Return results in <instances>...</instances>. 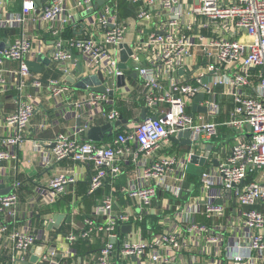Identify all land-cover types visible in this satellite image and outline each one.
Listing matches in <instances>:
<instances>
[{"label": "built area", "instance_id": "1", "mask_svg": "<svg viewBox=\"0 0 264 264\" xmlns=\"http://www.w3.org/2000/svg\"><path fill=\"white\" fill-rule=\"evenodd\" d=\"M16 1L0 0V29L21 27L24 31L29 20L47 22L53 39L48 58L62 64L64 73L69 72L66 65L72 59L71 50L76 49L83 56L87 76L100 71L106 89L111 78L124 75L119 68L118 54L126 44L125 25L116 7L106 3V0L100 6L96 0H19L20 10L10 11L8 6ZM122 1L138 5V20L148 19L151 13L158 18L143 47L150 49V68L139 69L146 89L142 100L149 114L137 125L117 133L109 144L88 140V124L58 133L50 142L49 156L57 161L71 158L80 164H91L93 173L89 179L88 194L119 174L120 160L130 158L137 164L134 174L139 183L123 187L121 192L135 198L141 209H147L160 189L168 190L177 197L183 192L180 186H169L166 179L176 167H183L184 161L171 154L153 158L162 142H168L179 132L188 130L191 148L186 158L189 160L196 154L195 145L217 137L219 127L224 125L233 131L234 140L224 150L217 165L199 173L201 187L206 192L205 202L201 208L197 202L191 204L188 212L220 218L224 217L226 205L216 201H235V215L229 224L230 235L225 238L222 231L229 226L222 223L207 226L192 219L186 224V233L195 239L204 237L205 243L213 246L216 254L219 247L224 246L228 264L264 262V0H198L197 4L190 6L187 14L208 20L213 26V33L209 36L193 34L190 24L181 23L186 13L182 0ZM66 27L79 28L80 35L63 39L61 36ZM194 47L202 53L205 71L211 77L200 74L196 83L169 77V72L181 67ZM41 50L42 44L37 51ZM34 51L35 45L23 33L0 51V84L6 81L1 75L4 62H18L17 69L8 70L17 91L14 100L16 109L3 116L0 166L3 161L16 159V148L23 141L24 130L34 113V105L24 95V88L28 84L35 88L44 87L55 99H61L69 91L68 85L55 79L44 81L28 69L27 56ZM128 58L136 60L138 56L131 50ZM162 73L168 75L165 84L160 80ZM219 85L224 87L223 94L233 100L227 120L207 121L187 111V103L192 101L193 95L202 93L207 97L205 108L208 113L211 116L217 114L216 87ZM102 100H106V93L90 91L82 101L97 108ZM77 105L80 106L79 103ZM161 105H165L164 110L160 109ZM103 114L109 123L119 118L115 106ZM181 139L183 137L178 141ZM3 177L0 167V182H4ZM72 181V176L59 173L39 192L50 204L64 193L66 185ZM17 185L15 183L14 187ZM17 203L18 195L13 189L0 196V242L7 238L11 260L26 263L30 250L37 245L42 246L45 237L17 227ZM98 211L103 219L86 217L78 234L68 233L65 236L72 242L90 239L96 232L106 234L108 240L92 264H114L111 257L115 250L123 256L144 257L148 254V262L139 260L135 264H158L162 261L163 246L180 248L184 245L180 234L166 232L151 243L123 240L116 246V228L120 222L128 221L129 216L112 211L110 196L101 199ZM173 260L174 257L165 259L166 262ZM38 261L39 264H59L53 250L41 251ZM192 262L202 264L196 257Z\"/></svg>", "mask_w": 264, "mask_h": 264}, {"label": "crops", "instance_id": "2", "mask_svg": "<svg viewBox=\"0 0 264 264\" xmlns=\"http://www.w3.org/2000/svg\"><path fill=\"white\" fill-rule=\"evenodd\" d=\"M96 2L100 6L105 0H96ZM182 2L186 13L181 23L190 24V30L193 34L212 35L213 26L208 20L201 16L187 14L190 6L197 4L198 0H182ZM106 3L116 7L118 16L125 25L124 41L138 56V59L127 58L123 62L124 67L120 69L124 73V85L118 86L117 78H111L107 83L108 89L104 92L106 93V100L100 101L97 108H93L82 101L90 92L87 88L74 86L78 80L87 76V73H85L86 64L78 50H71L72 59L66 65L69 68L68 73H64L62 64L52 60L48 64H41L42 69L40 72H33L44 81L55 79L68 85L69 91L63 94L61 99H55L44 87L35 88L28 84L24 88V95L28 96L34 105V113L24 130L23 141L16 148V159L3 161L0 166L4 175V182L2 181L0 184L13 186V191L18 195L16 225L25 232L43 234L45 241H43L42 246H37L42 248V252L53 250L59 264H92L100 249L108 240L106 234L96 232L92 238L86 239L85 242L83 239L70 242L65 236L68 233L78 234L84 227L86 216L96 220L103 219L98 207L104 196H110L112 211L129 216L128 221L120 222L116 228V246L123 240L151 243L162 233L173 232L180 234V239L184 241V245L180 248L169 245L163 246L162 261L158 264H194L192 262L194 257L198 258L202 264L210 262L228 264L224 246H220L216 254L212 250L213 246L205 243L204 237L195 239L186 233V224L191 219L207 226L222 223L227 227L234 218L236 203L231 199L216 201L226 205L224 217L207 218L198 213L191 214L188 212L191 204L197 202L201 208L205 202L206 192L201 187L199 173L203 169L217 165L219 158L224 154V150L234 140L233 131L226 126L219 127L217 137L195 145L194 150L197 155L199 154V157L208 152L203 166L192 163L190 159L186 158L191 146L182 145L183 139L177 143L172 140L162 142L161 147L154 152L153 158L157 159L160 156L171 154L184 161V166L180 165L174 171L169 172L166 179L169 186H180L183 192L177 197L168 190L160 189L150 208L147 209H141L135 198L121 192V188L139 183L134 174L137 164L130 158L124 157L120 160L121 172L109 178L97 191L88 194L89 179L93 173L91 164H80L71 158L57 161L51 155L49 156L50 142L58 133L67 132L74 127L88 124V130L86 131V136H88L90 128L102 127L109 123L103 113L113 106L118 109L119 118L124 119L126 123L117 126H114L115 121L110 123L113 127L111 133L106 135L99 130L94 134L97 139H90L92 142L109 144L118 131L138 124L143 109H145L146 114H149V110L145 108L142 100V94L146 92V89L143 86L139 69L142 67L150 68L151 52L149 48L143 47L144 41L158 23V18L151 13L148 19L138 20L136 17L138 5L136 3H128L122 0H106ZM8 9L18 12L20 1L17 0L11 4ZM205 24L208 26H205ZM48 28L49 24L47 22L29 20L24 27V31L21 27L1 28L0 39H6L8 45L14 38L21 36L23 33L35 45L34 53L28 55L27 60H35L39 53L48 56L51 49L53 39ZM79 35V28L66 27L61 37L67 39ZM40 44H42V50L37 51ZM118 58L120 65V53ZM204 62L202 53L194 47L189 51V55L185 58L182 66L175 68L168 75L169 77L172 76L176 79L196 83L200 74L207 75ZM77 66H80L83 70L79 71ZM17 68L18 62L15 61H6L1 68V75L6 81L5 84H0V134L4 133L3 116L13 113L16 109L14 100L17 91L8 70ZM163 75L160 76V80L165 84L168 75ZM206 77L210 78L211 76L207 75ZM68 82H71V84ZM111 91L112 94L109 93ZM216 92L218 93V113L214 116H211L205 108L206 95H204L203 100L196 102L199 108H205L204 111L192 110L193 99L187 103L186 109L188 112L193 113L195 117L202 116L207 121L223 122L227 120L233 106L232 97L223 94L224 87L222 85L216 87ZM77 103H79V107ZM160 109L164 110L165 105H161ZM208 146H211L210 150L207 149ZM188 164L193 166V170H189ZM59 173L72 176L74 181L68 183L64 193L49 204L45 201V196L43 197L39 191L46 187L47 182L54 175ZM15 183L18 184L16 187H14ZM185 184L186 186H184ZM56 215L64 216L59 225L58 233L56 232L57 227H51L50 229L46 227L47 222ZM67 216L70 218L69 221H67ZM222 233L225 238L229 236L230 226ZM33 250H30L26 263L18 260L12 261L10 243L7 238H3L0 242V264H39L38 257L35 262L31 261ZM147 257V253L144 257L123 256L118 250H115L111 259L114 264H135L139 260L144 263L148 262ZM168 257H174V260L166 262L165 259ZM258 264H264V262L258 261Z\"/></svg>", "mask_w": 264, "mask_h": 264}, {"label": "water", "instance_id": "3", "mask_svg": "<svg viewBox=\"0 0 264 264\" xmlns=\"http://www.w3.org/2000/svg\"><path fill=\"white\" fill-rule=\"evenodd\" d=\"M99 2H101V1H99ZM6 46H7V40L6 39H0V51H2ZM129 54H131V49L125 44L124 48L120 51L121 64L119 65V68L124 67L123 62H125V60L128 58ZM49 61H50V59L48 58V56H46L45 54L39 53L36 56L35 60H27L26 65L30 71L40 72L42 69L41 64H48ZM78 70L82 71L83 69L79 66ZM103 82H104L103 75L99 71L95 75L83 77L82 79L78 80L74 84V86L79 87V88H83V89L87 88L89 91H93V92H103L104 93V92H106V88L103 85ZM69 84H71V82ZM117 85L118 86L124 85V75L117 78ZM109 93L112 94V91ZM192 99L194 101L192 104V110L193 111H204L205 110V108H199L196 104L197 101L204 99V94L196 93L193 95ZM145 116H146V111H145V109H143L141 116H140V120L144 119ZM125 123H126V121L120 117L117 121H115L114 126H117L120 124H125ZM112 128L113 127L110 123H108L102 127H92L88 131V136H86V138L88 140H90V139L96 140L97 138H96V136H94L95 132L101 130L103 134L109 135L111 133ZM188 136H189V131L185 130V131L179 132L177 134V137H171V140L173 142L177 143L178 138L183 137V141L181 142V144L182 145H190V140L188 139ZM207 149L210 150L211 146H208ZM207 155H208V152H206L205 155L202 157H199L197 154H193L190 158V161L192 163H198L200 166H203L204 162H205V157ZM184 186H186V184ZM12 188L13 187L11 185L0 184V196L8 194L9 192H11ZM63 217L64 216H62V215L53 216L52 220L47 222L46 227L48 229H50L51 227H57L56 232L58 233L59 232V225L62 222ZM69 220H70V218H69V216H67V221H69ZM41 251H42V248L40 246H37L33 250V255L31 257V261L35 262L38 255L41 253Z\"/></svg>", "mask_w": 264, "mask_h": 264}, {"label": "rangeland", "instance_id": "4", "mask_svg": "<svg viewBox=\"0 0 264 264\" xmlns=\"http://www.w3.org/2000/svg\"><path fill=\"white\" fill-rule=\"evenodd\" d=\"M76 18H77V16H76ZM188 166H189V170H190V169L193 170V166H192L191 164H188ZM255 207L257 208L258 206H255Z\"/></svg>", "mask_w": 264, "mask_h": 264}, {"label": "trees", "instance_id": "5", "mask_svg": "<svg viewBox=\"0 0 264 264\" xmlns=\"http://www.w3.org/2000/svg\"><path fill=\"white\" fill-rule=\"evenodd\" d=\"M187 111H188V110H187ZM123 131H124V130H122V131L120 130V131H118L117 133H122ZM117 133H116V134H117ZM115 136H116V135H115ZM86 217H89V216H86ZM102 233H103V232H102ZM101 235H102V234H101ZM83 240H84V242H85V239H83Z\"/></svg>", "mask_w": 264, "mask_h": 264}]
</instances>
